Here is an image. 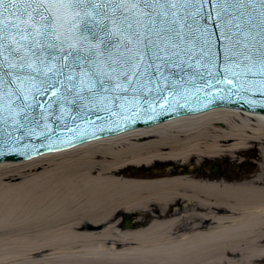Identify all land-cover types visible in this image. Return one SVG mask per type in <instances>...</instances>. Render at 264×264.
Segmentation results:
<instances>
[{
    "label": "water",
    "instance_id": "95a60500",
    "mask_svg": "<svg viewBox=\"0 0 264 264\" xmlns=\"http://www.w3.org/2000/svg\"><path fill=\"white\" fill-rule=\"evenodd\" d=\"M230 108L264 115V0H0V163Z\"/></svg>",
    "mask_w": 264,
    "mask_h": 264
},
{
    "label": "bare ground",
    "instance_id": "6f19581e",
    "mask_svg": "<svg viewBox=\"0 0 264 264\" xmlns=\"http://www.w3.org/2000/svg\"><path fill=\"white\" fill-rule=\"evenodd\" d=\"M259 148L251 179L194 166ZM144 215L120 228L117 214ZM264 261V115L235 109L0 163V264Z\"/></svg>",
    "mask_w": 264,
    "mask_h": 264
},
{
    "label": "rangeland",
    "instance_id": "374dc122",
    "mask_svg": "<svg viewBox=\"0 0 264 264\" xmlns=\"http://www.w3.org/2000/svg\"><path fill=\"white\" fill-rule=\"evenodd\" d=\"M259 156H260V152H259V148L257 147V149L255 148L250 151H243L240 154H236L233 157H228L227 159L225 158L216 159V160L207 159L204 161L205 166H203V169L201 167L202 164L201 162H200L201 164L198 163L197 167L201 168L203 172L216 175L211 171V168L209 166L219 165L222 170V174H228L231 175L232 177H236L235 180H239L240 178L242 180L251 179L254 178L259 173V169H258ZM123 216L126 215L119 212L116 218L120 219V222L123 223V218H124ZM127 216H132V215H127ZM136 218H138V216ZM139 218H143V217H141L140 215ZM120 228H122V226ZM257 264H264V261H259V262L257 261Z\"/></svg>",
    "mask_w": 264,
    "mask_h": 264
},
{
    "label": "flooded vegetation",
    "instance_id": "af4514ba",
    "mask_svg": "<svg viewBox=\"0 0 264 264\" xmlns=\"http://www.w3.org/2000/svg\"><path fill=\"white\" fill-rule=\"evenodd\" d=\"M201 163L200 164H201V167L203 169V166H205V164H204V162H201ZM197 166H198V164H196L194 166L195 172L204 174L207 179H224V180H227V181H236L235 180L236 177H232L231 175H228V174H222V170H221L219 165H214V166L210 165L209 166L211 168V171L213 173H215L216 175H213L211 173L209 174V173L203 172L202 169L197 167ZM214 169H217L218 173L214 172ZM239 180H242V179L240 178ZM123 217H125V216H123ZM127 217L129 219L128 225H131L132 227L144 226L146 224V222L148 221V219H149L148 216H144V215H141V217H143V218H139V216H138V218H136L137 217L136 215L127 216ZM123 223H124V218H123ZM123 223H121L122 228H123Z\"/></svg>",
    "mask_w": 264,
    "mask_h": 264
}]
</instances>
